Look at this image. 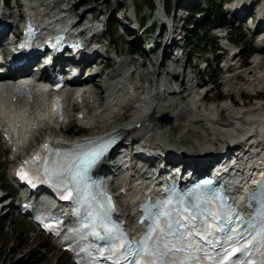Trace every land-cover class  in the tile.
Here are the masks:
<instances>
[{
	"label": "snow or ice",
	"instance_id": "6c2138e0",
	"mask_svg": "<svg viewBox=\"0 0 264 264\" xmlns=\"http://www.w3.org/2000/svg\"><path fill=\"white\" fill-rule=\"evenodd\" d=\"M43 148V159L37 155L32 161H25V165L32 166L27 171L36 174L42 170L44 175L56 177L66 188L71 184L62 199L73 200L78 206V217L83 207L82 227L117 257L113 264H121L120 256L127 264H248L240 257L248 256L253 250L264 256V186L259 196L250 197L249 206L255 201V207L253 217L248 220L235 213L226 197L214 190H197L199 195L189 194L187 203L183 197L169 193L165 200L143 207L142 223L145 220L148 223L141 239L134 241L112 220L114 207L110 196L106 191L93 192L88 183V170L103 155L104 148L80 154H62L55 150L52 155L59 159H53L51 165L49 145ZM25 171L21 168L18 172L21 179H28ZM182 221L195 223L186 228ZM95 251L99 253L100 249ZM211 252H216L219 259L212 257ZM233 257L234 260L230 259Z\"/></svg>",
	"mask_w": 264,
	"mask_h": 264
},
{
	"label": "bare ground",
	"instance_id": "6f19581e",
	"mask_svg": "<svg viewBox=\"0 0 264 264\" xmlns=\"http://www.w3.org/2000/svg\"><path fill=\"white\" fill-rule=\"evenodd\" d=\"M94 1V0H92ZM249 0H238L234 5H230L232 11H236L239 9H246L249 10ZM55 2H59V4L62 6L64 5V1L61 0H43V5L40 6L41 9H45V11L53 13L56 9V6L54 5ZM88 2V1H87ZM100 2V0H98ZM161 4V3H160ZM86 6L85 3L81 6ZM77 6V5H76ZM81 9V8H80ZM79 10V9H78ZM77 8L75 6H72V12H78ZM258 10V9H257ZM94 9H83L81 18H85L88 14H94ZM258 18L261 20V17H264V3H261L259 5L258 10ZM18 15L15 14L14 18L16 19ZM263 22V20L261 21ZM259 23V21H258ZM256 26H254L255 28ZM170 36V35H169ZM2 37V36H1ZM167 56L165 53H163L161 60L157 59V62H155V70L153 71V75L151 77V72L149 70L146 72V75H143L144 81H146L147 87L150 89L148 92L145 93V95L142 93L136 94L133 99H135V108L131 106L128 110H124L122 108V105H127L132 101V92L129 94L131 87L123 88L124 82L118 81L115 82L112 79L115 78V75H111V73H107L110 76L108 77V80L110 82H107V86L105 89L106 94L100 95V94H91V95H83V103L86 104H93L96 105L97 103H101V106L97 108H93L92 112H89L91 110L87 109V114L89 115V118L86 117L83 118L81 121V124H83L87 131L89 133L96 134V131H101V133L105 131H118L121 133H124L126 136L125 142L128 143V141H132V144H145L148 146H153V150L160 149V150H168L169 152H172L174 156H179V158L183 160H188L185 158L184 152L192 153V158H190V162L194 165L195 169L198 170V168L203 169V167L206 165L207 161L211 158H213V154L210 153V145L208 143L202 142V138L200 137L199 133H201L203 136H208V130H212L213 133L221 132L224 135L229 134L231 143H233V146H237L238 144L235 143L236 140H239L241 138H244V136H247L249 133H251L255 128L264 129V104L260 103L256 105L254 108H249L245 110L244 108H236L234 105V101L232 103L223 102L220 105L217 104H210L207 105L204 104V106L201 104L200 99L198 96H194L193 98L184 101L183 99L184 94L187 95L188 92L192 90V88L187 86V82H185L186 74L184 71L174 73L173 76H175L174 83L175 85L164 83V81H161L163 77L168 76V69L165 68V60ZM107 61L110 63V59L106 58ZM127 61H119L114 62L118 66V73H120L121 69L120 67H124L125 63ZM102 63V62H101ZM135 63V62H134ZM147 63V62H146ZM151 63V59L149 60V64ZM228 63V60L227 62ZM251 64V67L244 71H239V73H236L234 75L227 74L224 83L231 84L233 81H236L238 77H244L247 78V88L246 90L257 92V91H263L264 90V82L261 81L264 79V57L257 58L253 60ZM237 63H235L236 65ZM136 64H133V67H135ZM147 66V65H146ZM183 63L182 61L176 62L171 65V67L183 69ZM149 67V66H148ZM232 70H238L236 67H232L230 65L229 71ZM158 71L157 75H154L155 71ZM240 70V69H239ZM120 71V72H119ZM186 72V71H185ZM118 76V75H117ZM172 76V75H171ZM160 78L161 80L156 81L154 83V78ZM189 77V76H188ZM139 82H137L136 89H139L140 86H137ZM94 89L98 90L99 88L93 85ZM174 87L181 89L182 92L173 97L170 100H167L165 98L166 96H170L171 93L174 90ZM144 88V87H143ZM142 88V90H143ZM218 88V86L216 87ZM227 91H229V88L227 87ZM104 92V90H102ZM5 91H2L1 94L4 96ZM153 93H158V97L153 95ZM125 94H128L125 96ZM185 95V96H186ZM188 96V95H187ZM228 100L231 99L230 94L227 95ZM210 97L208 98V100ZM207 100V101H208ZM232 100V99H231ZM29 101V100H28ZM43 101V100H42ZM115 102V107H112L109 109L107 105L110 103ZM231 102V101H230ZM105 108H103V106ZM2 104H0V141H1V133H3L6 123L5 119L7 118V114H9L10 111L7 113L2 111ZM77 107V104H73L70 102V100L67 103V110L66 115L64 116V119L70 118V112L74 110V108ZM72 108V109H71ZM82 111L80 113L86 114V108L82 107ZM236 108V109H235ZM147 109L152 110V115L149 118H142V115L144 116V113L147 111ZM173 113V120L177 124L176 127L179 129V137L175 138L173 129L171 126H167L168 129L163 132H153L151 133L154 127V123L157 120L158 116L161 115H168V113ZM100 113V114H98ZM228 113V114H227ZM227 114V115H226ZM37 115L39 113L37 112ZM99 115V116H98ZM130 115V117H129ZM33 116V113H28V118ZM41 116V115H40ZM170 116V114H169ZM145 117V116H144ZM25 118L24 120L28 119ZM142 118V121L140 119ZM135 119V121L130 122L131 120ZM204 121L207 125L206 129L202 128L201 124H198V122ZM140 123V127L137 129H134V126ZM30 124V123H29ZM131 127V128H129ZM174 128V127H173ZM128 129V130H127ZM9 134V133H8ZM47 134V133H46ZM62 135V136H61ZM68 133L65 130L60 129L59 131H53L50 130L49 136L52 138V141L60 142L62 141H70L74 138H68L66 137ZM36 136V135H35ZM46 136V135H45ZM202 136V137H203ZM228 136V135H227ZM25 135L22 136L19 134V136L16 138V140H9V149L16 150L18 144L23 141ZM255 137V136H254ZM254 137H251V140H253ZM264 137V134L260 136L261 141L259 144L256 143L254 146V150H257L262 145V138ZM255 139V138H254ZM61 141V142H62ZM256 141V139H255ZM159 142V143H158ZM257 142V141H256ZM147 147V146H146ZM10 149V150H11ZM226 150H231L232 146H228L225 144ZM239 149V148H238ZM11 150V151H13ZM264 147L261 148L260 151H263ZM13 156V154H12ZM105 165V163H103ZM104 172H106V168L104 169ZM117 180V178H116ZM126 195L118 194V198L122 201V212L127 215V218L131 215V209L129 207L131 201L133 200V197L136 195V192L143 190L144 187L141 186L138 182L135 183V185H127ZM10 260V258H8Z\"/></svg>",
	"mask_w": 264,
	"mask_h": 264
},
{
	"label": "rangeland",
	"instance_id": "374dc122",
	"mask_svg": "<svg viewBox=\"0 0 264 264\" xmlns=\"http://www.w3.org/2000/svg\"><path fill=\"white\" fill-rule=\"evenodd\" d=\"M9 1H10V7H11V5H13L14 0H9ZM67 1L69 5L75 6L77 10L79 9L78 12H76V15L78 17L82 15L84 8L91 9V10L95 8V11L93 13L103 12L102 14L103 20H106L109 22V18L112 17L109 14V11L116 10V15L115 14L113 15V20L116 23H117L116 19L118 16L117 12H119L120 9L123 7L125 11L129 10V13L131 14V16H133L132 8H131V1L133 2L135 6L137 19L140 18V16L145 17L148 14V8L150 4L151 3L153 4V0H111L110 3L104 0L102 4L100 3L96 4L98 0H94V1L92 0H67ZM164 1L166 4H169L170 2V0H164ZM84 3L86 6L84 7L83 5L82 7L81 5ZM117 7L120 9H117ZM201 7H205V6H201ZM16 12H18L16 9L10 11V13L13 15H15ZM183 15L185 19L189 17L188 14H183ZM181 24L183 23L179 22V25ZM117 25L119 27L116 29L115 34L112 37V43L114 46L111 47V49L112 50L115 49L117 52H121V57H119V60L120 61L124 60L127 62L124 65V67H120V69L121 68L122 69L120 70L121 72L119 71L120 73H118L119 65H114L115 63L113 64V61H112L111 62L112 66L110 65V69L107 72L108 73L110 72L113 75L116 74L115 79L117 81L114 80L115 82H118V81L123 82L122 80L128 77L131 70L136 69L135 71H137L138 73L132 76L133 82L136 84L138 82V75H141V77H143V75H146V72L148 70L151 71L154 66L153 64H149L148 57H151V53H148L147 54L148 56L145 55V58L143 59L144 61L143 60L141 61L140 59H132L130 56L127 55L126 52L130 47L142 49V43L144 44L145 41H148L150 36L145 35V36L139 37L138 33L128 34V32H125L123 30L122 22H118ZM131 27H134V26L131 25ZM227 30L232 31V33H230L231 41L236 44V48L240 51L242 58H244V56H246L247 53H250L249 52L250 50L251 51L253 50L254 47L252 44L251 34L248 32V30L245 27L241 25V23H238L237 21H235V27L231 29L227 27ZM131 33H133V31H131ZM184 34L186 36V40L189 41L190 37L187 36L186 33ZM184 41L185 40L181 42V46L185 45ZM203 42L204 44L202 45V47H199L198 49H196L197 54L195 56H193L190 59L185 57L182 60L184 69L186 71V74L188 75H189V69H188L189 60L191 64H194L196 62L200 64V66L196 67V71H199L203 69L202 67H204V64L202 63L204 60L210 59L211 57L217 58V59H223L224 55L227 54V52L225 53L223 52L224 54H222L221 51H217L215 53L213 52V50H212V53L210 52V50L214 48L213 45L215 44V39H214V35L212 32L209 35H207L205 38H203ZM148 48L149 47L143 48V50L148 49ZM158 52H162L161 48L158 50ZM157 59L156 60L154 59L153 62H157ZM141 62H144V63L147 62L146 64L149 67L144 66V68L142 69L137 68ZM249 62L250 60L246 59L245 64L247 65L249 64ZM133 64H136L135 67H133ZM208 66H209L208 71L205 74H202L203 76H205L202 80L206 81L210 79L213 82L214 86L217 84H220L221 82H222L221 83L222 85L218 86V89L215 92L211 91L209 93L208 97H210V99L209 100L206 99L207 105L214 104V103L217 105H220L223 102H226V101L228 102V96H227L228 94H230L231 99H232V100L230 99L229 101H231V103L232 101H234L235 102L234 105L236 108H244L245 110H247L249 108H254L256 105L262 103L261 101H252V99H250L249 96H245V95L242 96L243 100L235 101L236 97L238 99V94L240 92H244V93L249 92L245 90L248 86L247 78L238 77L236 81H233L231 84L227 85L226 83H224V81H225L226 76L228 75H224L223 72L219 68H216L214 66L213 62H208ZM250 67L251 65L249 64L248 67H246L243 70L240 69L239 71L247 70ZM154 70H155V67H154ZM178 70L179 69H173L172 72L178 73ZM232 74L234 75L235 73H232ZM261 81L264 82V79H262ZM227 87L229 88V91H227ZM189 93L190 92L187 93L188 96L184 94V96L186 95L184 101H187L194 97L193 94L189 95ZM263 101H264V96H263ZM241 102H243V104H241ZM169 114L172 119L171 122L161 123L160 120H158L153 124L154 130H157V128L159 127L160 129L159 132L161 131L165 132L168 129V127L171 126V128L173 129L172 131L174 133V136L175 138H177L179 137V129L178 127H176L177 124L173 120L174 119L173 113L169 112L168 115ZM198 124H201L202 128L206 129L207 127L204 121H202V123L201 121H199ZM76 130H78V132L80 133L83 132V130H81V128H79L78 126H74V129H72L71 132H75ZM154 130L151 133L156 132ZM84 133H87V132L85 131ZM199 135H201L200 137L202 138L201 139L202 142H205L206 144L208 143V145H210L211 147L210 153H212L213 156H218L219 153L223 151V146L225 144L228 146H232L233 144L230 141L229 136L231 135L229 134H227L228 136L226 134L224 135L221 132L220 133L217 132L215 134L212 132V130H208V136L205 137L201 133H199ZM0 144H1V141H0ZM9 163H10L9 159L7 158V155L4 152H2L1 145H0V178H2L0 181V184H2L5 189L4 193L13 194L14 189H13V186L10 184L9 177H8ZM12 203L15 206H17L18 199L15 198L12 201ZM16 212L17 210L14 207V210L12 211L11 215L6 216V217H3L0 215V264H71L65 253L60 252L53 244H51L48 241V239L43 237L40 233H37L34 227L29 223V221L27 219L18 217L16 215ZM8 258H10V260H8Z\"/></svg>",
	"mask_w": 264,
	"mask_h": 264
},
{
	"label": "trees",
	"instance_id": "16d2710c",
	"mask_svg": "<svg viewBox=\"0 0 264 264\" xmlns=\"http://www.w3.org/2000/svg\"><path fill=\"white\" fill-rule=\"evenodd\" d=\"M206 10L203 11V18L200 22H197L193 19L191 22H188L191 27L186 30L187 35L191 38V42H194L197 47L202 46L203 37L202 35H207L209 31L216 26H225L229 25L230 22L226 19V15L218 4L219 0H203ZM166 4V3H165ZM152 6V3L150 4ZM171 8L170 2L166 4V11L169 12ZM195 12H199L198 8L193 9ZM113 23V22H112ZM134 51H138L135 49ZM195 52V47L193 48Z\"/></svg>",
	"mask_w": 264,
	"mask_h": 264
},
{
	"label": "water",
	"instance_id": "95a60500",
	"mask_svg": "<svg viewBox=\"0 0 264 264\" xmlns=\"http://www.w3.org/2000/svg\"><path fill=\"white\" fill-rule=\"evenodd\" d=\"M161 121H162L163 123H166V122H170L171 119L168 118L167 116H164V117L161 118Z\"/></svg>",
	"mask_w": 264,
	"mask_h": 264
}]
</instances>
